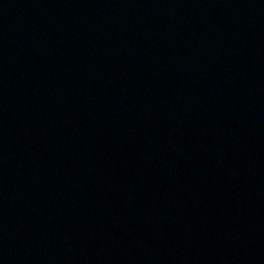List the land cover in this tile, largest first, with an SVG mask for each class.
Returning a JSON list of instances; mask_svg holds the SVG:
<instances>
[{
    "label": "water",
    "instance_id": "1",
    "mask_svg": "<svg viewBox=\"0 0 264 264\" xmlns=\"http://www.w3.org/2000/svg\"><path fill=\"white\" fill-rule=\"evenodd\" d=\"M0 264H264V0H0Z\"/></svg>",
    "mask_w": 264,
    "mask_h": 264
}]
</instances>
